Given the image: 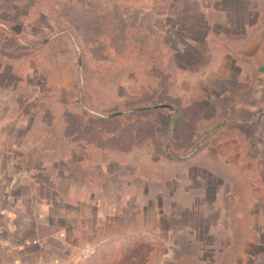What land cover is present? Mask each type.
<instances>
[{"label": "rangeland", "instance_id": "obj_1", "mask_svg": "<svg viewBox=\"0 0 264 264\" xmlns=\"http://www.w3.org/2000/svg\"><path fill=\"white\" fill-rule=\"evenodd\" d=\"M3 151L66 264H264V0H0Z\"/></svg>", "mask_w": 264, "mask_h": 264}, {"label": "crops", "instance_id": "obj_2", "mask_svg": "<svg viewBox=\"0 0 264 264\" xmlns=\"http://www.w3.org/2000/svg\"><path fill=\"white\" fill-rule=\"evenodd\" d=\"M9 155V154H8ZM0 153V264H66L72 252L68 230L38 195L36 174L19 156Z\"/></svg>", "mask_w": 264, "mask_h": 264}, {"label": "trees", "instance_id": "obj_3", "mask_svg": "<svg viewBox=\"0 0 264 264\" xmlns=\"http://www.w3.org/2000/svg\"><path fill=\"white\" fill-rule=\"evenodd\" d=\"M33 45V44H32ZM35 45V44H34ZM157 107V106H156ZM154 108V106H136V107H131L129 108L126 112H141V111H145V110H149ZM166 108L170 111L171 113V119H170V124H171V130H175V128L180 124L181 122V110L179 108H175V107H170V106H166ZM114 115H118V114H122L121 111H117L112 113ZM224 123V121L218 123V127H220V125H222ZM209 132L204 134L203 136L193 140L187 147L186 149H184L183 153H174L172 151H170L169 149L165 150V154L168 157L177 159V160H184L188 157H190L191 155H193L194 153H196L197 151L201 150L205 143L206 140L208 138Z\"/></svg>", "mask_w": 264, "mask_h": 264}, {"label": "built area", "instance_id": "obj_4", "mask_svg": "<svg viewBox=\"0 0 264 264\" xmlns=\"http://www.w3.org/2000/svg\"><path fill=\"white\" fill-rule=\"evenodd\" d=\"M93 252V249L89 246V247H85L83 250H82V255H89V253Z\"/></svg>", "mask_w": 264, "mask_h": 264}]
</instances>
